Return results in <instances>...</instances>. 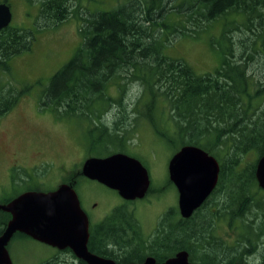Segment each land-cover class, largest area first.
Returning <instances> with one entry per match:
<instances>
[{"label": "trees", "instance_id": "obj_1", "mask_svg": "<svg viewBox=\"0 0 264 264\" xmlns=\"http://www.w3.org/2000/svg\"><path fill=\"white\" fill-rule=\"evenodd\" d=\"M65 1L41 0L38 18L52 25L64 21L70 12ZM79 20L82 41L50 77L39 103L59 117L86 119L89 133H98L88 152L99 154L97 149L110 151V146L126 150L131 131L146 118L174 149L199 146L220 166L214 190L189 218L170 207L145 235L133 211L115 207L90 228L88 250L118 262L146 256L163 261L179 250L187 251L192 264H244L258 250L264 260V191L256 182L255 161L245 160L249 153H264V77L248 73L249 61L264 56V0H128ZM217 21L229 48L215 70L199 74L184 60L163 53L171 41L197 38ZM241 27L257 32L251 41L239 39L241 51L233 59L229 33ZM31 41L34 35L26 28H3L0 71L9 72L7 59L29 50ZM128 85L132 98L127 104ZM110 88L119 95L109 94ZM20 96L12 86L0 91V117ZM112 103L117 111L105 122L102 111ZM159 108L162 118L155 114ZM73 177L64 181L72 183ZM1 212L4 224L10 214ZM221 226L223 235L217 232ZM110 247H119L120 254Z\"/></svg>", "mask_w": 264, "mask_h": 264}, {"label": "rangeland", "instance_id": "obj_2", "mask_svg": "<svg viewBox=\"0 0 264 264\" xmlns=\"http://www.w3.org/2000/svg\"><path fill=\"white\" fill-rule=\"evenodd\" d=\"M127 1L66 0L70 11L68 17L59 24L52 25L38 18L41 0H6L12 9L10 25L28 29L34 35V41H31L29 50H22L11 58L9 72L0 73V87L12 86L14 91L21 94L13 109L0 118V203L25 188L43 192L54 190L73 175L70 182L75 183L74 189L82 208L87 210L91 222L95 223L113 207L125 201L115 190L79 175L82 163L90 156L103 157L123 152L142 163L148 172L149 185L153 188L148 189L142 198L127 202L128 209L133 211L143 233L149 235L153 232L166 209L174 207L178 210L177 190L168 183L167 172L168 160L176 149L156 135L146 118L139 119V125L131 131L126 150L110 146V151L99 148L96 150L99 154H96L88 152V147L98 137V133H89L91 126L86 119L59 117L47 105L39 103L40 94L50 77L72 58L82 41L78 33L79 19L89 17L91 12L113 10ZM221 29V21H217L197 38L180 37L171 41L163 48V53L168 57L184 60L196 73L211 72L220 65L223 52L229 48L228 42L221 36ZM256 32L257 28H253L252 32L243 27L231 30L229 35L234 42L232 47L236 55L233 59H238L241 51L239 39L251 41ZM263 58L264 56L259 55L249 61L248 73L256 79L264 77ZM108 92L112 96L119 95L115 88H110ZM131 94V85H128L124 89V103L130 102ZM107 106L102 111L105 122L110 121V115L114 116L117 111L114 103ZM160 111V108L157 109L155 114L162 118ZM127 113L129 115V111ZM245 158L253 162L257 155L249 153ZM15 160L32 167L25 174L26 170L19 165L14 168V175L6 178V169L3 168L11 166ZM21 174L27 180L19 182L15 179ZM92 202L96 203L95 208L92 207ZM224 231L222 226L217 229L221 235ZM8 249L13 264H34L48 257H52L50 261L57 264L63 259L65 264H78V258L72 253L63 252L58 255L52 246L30 237L13 238ZM54 255L58 257L54 258ZM244 260V264L260 263L261 250Z\"/></svg>", "mask_w": 264, "mask_h": 264}, {"label": "water", "instance_id": "obj_3", "mask_svg": "<svg viewBox=\"0 0 264 264\" xmlns=\"http://www.w3.org/2000/svg\"><path fill=\"white\" fill-rule=\"evenodd\" d=\"M11 19L10 6L0 2V30L9 26ZM219 171L218 160L199 146L182 145L171 155L167 165L168 178L177 190V207L182 218H189L211 194L218 182ZM80 173L117 191L124 200L142 198L150 184L142 163L123 152L90 156L82 163ZM254 174L264 191V153L256 159ZM73 184L62 183L47 192L26 191L7 203H0V210L11 215L0 234V264H12L6 246L15 232L25 233L59 249L69 248L86 264H119L88 250V219ZM123 264L192 263L187 251L179 250L163 261L146 256L142 262Z\"/></svg>", "mask_w": 264, "mask_h": 264}, {"label": "flooded vegetation", "instance_id": "obj_4", "mask_svg": "<svg viewBox=\"0 0 264 264\" xmlns=\"http://www.w3.org/2000/svg\"><path fill=\"white\" fill-rule=\"evenodd\" d=\"M1 2H5V3H7L6 2V0H4V1H1ZM8 4V3H7ZM9 5V4H8ZM10 6V5H9ZM10 9H11V7H10ZM11 12H12V9H11ZM12 20V19H11ZM11 23V22H10ZM9 26H11L10 24H9ZM14 27V26H13ZM2 30V29H1ZM0 30V31H1ZM13 56H11L9 59H7V62H8V64L10 63V60H11V58H12ZM10 66V65H9ZM2 71H0V73H1ZM6 73V72H5ZM0 88H2V90H0L2 93L3 92H6L7 91V89H8V86H6V85H4V86H1ZM13 108H11L10 110H8L6 113H9L11 110H12ZM5 113V114H6ZM4 114V115H5ZM2 117V116H1ZM0 117V118H1ZM19 165H22L23 166V168L26 170L25 171V174L26 173H28L27 171H28V169H30L32 166H26V164H24V163H21V162H17V160H15V162H13L12 163V165L11 166H8V167H5V168H3V169H6V171H5V174L4 175H6V178L8 177V176H12V175H14V171H15V169L14 168H16L17 166H19ZM18 170H20V169H18ZM15 179L16 180H18L19 182L20 181H24V180H27V178H26V176L24 175V174H21V176H16L15 177ZM31 189H28V188H25V189H23L22 191H20V192H18L17 194H15L14 196H11L10 198H8V199H5L4 201H3V203H7V202H9V201H11L12 199H14V198H16L17 196H19L20 194H22V193H24V192H26V191H30ZM116 193H117V191H115ZM118 194V193H117ZM124 200V199H123ZM125 202H122L120 205H118V206H115V207H119V206H125L123 209H125V210H128V207H127V202L129 201V200H124ZM79 202H80V200H79ZM95 206H96V203L95 202H92V207L93 208H95ZM80 207L82 208V205H81V203H80ZM115 207H113L112 208V210L115 208ZM82 210L85 212V214H86V216H87V219H88V230L90 231V228L91 227H93L95 224H98L101 220H99V221H96L95 223H92L91 222V219H90V214L87 212V210H85V209H83L82 208ZM111 210V211H112ZM2 210H0V234L2 233V231L4 230V228H5V225H6V223L8 222V220L10 219V217H11V215H10V217L8 218V219H6V221H5V223L3 224V223H1L2 222V218L5 216V218H6V215L5 214H3L2 212H1ZM110 211V212H111ZM109 212V213H110ZM3 227V229H1L2 227ZM123 233H126V231H123ZM17 237H30V236H28V235H26L25 233H22V232H15L14 234H13V236L10 238V240L8 241V243H7V246H6V248H7V250L9 251V249H8V245H9V243L12 241V239L13 238H16L17 239ZM30 238H32V237H30ZM33 239V238H32ZM36 240V239H35ZM53 247V246H52ZM111 248V247H110ZM53 249H54V251H56L57 253H58V255L60 254V253H63V252H69V253H72V251L69 249V248H64V249H59V248H57V247H53ZM113 251H114V253H116V254H120V251H119V247H116V248H114V247H112L111 248ZM71 252H70V251ZM8 254H9V252H8ZM73 254V253H72ZM9 256H10V254H9ZM57 255H54L53 257L55 258ZM100 256V255H99ZM58 257V256H57ZM101 257H103V258H107V259H111V260H113L114 262H116V263H119V264H123V263H127V262H118L117 260H115V259H113V258H111V257H104V256H101ZM10 259H11V262H12V258H11V256H10ZM52 259V257H48V259H42V260H39V262H36V263H34V264H57V263H55V262H53V261H50ZM77 259V258H76ZM78 261H77V263L78 264H81V262L79 261V259H77ZM143 261V260H142ZM142 261H134V262H142ZM65 259H63V260H61V262H59L58 261V264H65ZM263 262V260L260 262V263H258V264H261ZM12 264H13V262H12Z\"/></svg>", "mask_w": 264, "mask_h": 264}, {"label": "bare ground", "instance_id": "obj_5", "mask_svg": "<svg viewBox=\"0 0 264 264\" xmlns=\"http://www.w3.org/2000/svg\"><path fill=\"white\" fill-rule=\"evenodd\" d=\"M213 190H214V189H213ZM207 198H208V197H207ZM203 203H204V202H203ZM197 209H198V208H197ZM197 209H196V210H197ZM4 212H5V211H4ZM193 213H194V212H193ZM98 256H99V255H98ZM100 257H101V256H100ZM106 259H107V258H106Z\"/></svg>", "mask_w": 264, "mask_h": 264}]
</instances>
